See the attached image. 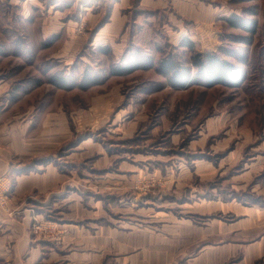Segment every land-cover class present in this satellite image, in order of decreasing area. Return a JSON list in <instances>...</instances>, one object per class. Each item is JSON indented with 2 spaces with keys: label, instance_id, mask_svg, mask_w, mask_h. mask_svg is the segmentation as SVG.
<instances>
[{
  "label": "rangeland",
  "instance_id": "374dc122",
  "mask_svg": "<svg viewBox=\"0 0 264 264\" xmlns=\"http://www.w3.org/2000/svg\"><path fill=\"white\" fill-rule=\"evenodd\" d=\"M33 2L37 7L29 5ZM49 2L52 1L27 0L23 14L19 13L21 5L0 4V79H11L8 88L14 84L12 89L18 97L25 95L18 107L24 108L32 101L39 103L45 112L55 115V124L64 121L70 129L71 135L48 153L72 161L70 155L75 153L68 155L67 151L87 137L88 160L103 151L111 158L108 163H117L120 171L134 172L123 188L112 192L119 197L129 194L137 198L130 214L121 213L140 222L136 230L146 225L165 237H174L177 233L171 227L182 219L206 227L213 217L237 223L247 216L245 219L255 222L248 225L251 229L245 232V240L261 238L264 235V0H201V4L218 11L210 24L217 32L213 37L212 32L205 31L208 33L205 42H214L212 51L243 67L246 79L237 87L194 83L181 89L168 83L159 71L158 62L169 57L192 65L194 51L211 50H203V43L189 37L195 43L193 49L182 45V39L176 42V30L180 28L176 25L182 22L190 31L197 24L184 15L183 20H173L175 24L169 26V17L180 18L172 12L173 6L160 13L142 11L139 16L128 11L122 31L123 50L114 52L107 44L104 46L110 52L106 53L92 42L97 27L107 17L104 12L109 0H94L90 6L79 1L68 6L61 3L53 6ZM232 14L256 20V32L232 26L227 19ZM148 16L150 20H144ZM139 26L144 29L134 37ZM50 29L55 30L48 37ZM200 29L204 31L205 27ZM118 37L119 40L122 35ZM135 56L150 57L154 64L126 74L110 72L116 63H125ZM86 68L97 75L98 82L81 88L78 83ZM59 71L70 73V81L74 83L60 87L51 82L49 77ZM90 162L89 166L97 165ZM208 162L210 166L205 164ZM6 174L12 181L10 174ZM88 189L101 190L90 184ZM10 193L11 189L8 203ZM187 200L202 204H189ZM215 200L223 201V207L210 209L205 205ZM242 211L247 213L241 214ZM111 213L110 209L106 212L104 222L112 223ZM56 214L49 212L45 217H34L30 230L35 238L54 245L63 242L67 228ZM45 222L52 224V231H35V224ZM240 234L227 233L234 237ZM181 239L185 245V235ZM204 240L194 246H202ZM190 245L184 246V254L191 252ZM176 260L180 262L181 258ZM104 264H113L112 258H107ZM254 264H264V254Z\"/></svg>",
  "mask_w": 264,
  "mask_h": 264
},
{
  "label": "crops",
  "instance_id": "0c3cea01",
  "mask_svg": "<svg viewBox=\"0 0 264 264\" xmlns=\"http://www.w3.org/2000/svg\"><path fill=\"white\" fill-rule=\"evenodd\" d=\"M50 1L49 4L53 6L56 3L68 6L75 1L90 6L94 0ZM26 2L0 0V4L21 5V14ZM29 5L37 7L34 2ZM172 6V12L180 15V18L169 17V26H173L174 21L183 20L184 15L197 24L189 31L180 21L181 24L176 25L180 27L176 30V42L187 36L203 43V50L215 49L214 42H205V35L208 34L205 31L212 32L210 35L213 37L216 34V29L210 24L218 11L201 4V0H109L104 12L107 17L97 27L92 43L95 46L108 44L114 52L122 51L125 46L122 31L128 11L137 15L147 10L160 13ZM136 17L134 22L137 21ZM159 17L162 19L163 14ZM148 18L150 16L144 20L149 21ZM199 27H205V30ZM138 29L134 37L141 34L144 27L139 26ZM54 30L48 31V37ZM118 35H122L120 41L116 39ZM9 80L0 79V175L9 173L11 176L8 205L13 212L9 214L0 206V264H104L107 258H112L113 264H169L177 257L181 261L176 260L174 264H254L264 254V235L252 241L245 240V232L251 229L248 225L255 222L245 219L247 216L237 223L213 217L206 227L196 225L191 219H178L177 226L171 227L177 233L174 237H165L159 230H149L146 225L142 229H134L135 226L139 227L140 222L121 213L130 214L137 205V198L129 194L119 197L112 192L123 188L122 185L133 177L134 172L120 171L117 163H108L111 158L103 151L100 156H92L88 160L86 154L90 142L87 137L81 138L67 151L68 155L75 153L70 155L72 161H63L60 154L48 153L71 135L68 125L64 121L55 124V115L52 116V112L47 110L45 112L39 103L32 100L26 107H18L25 95L18 97L12 89L14 84L8 88ZM88 162H96L97 165L89 166ZM205 164L210 166L211 163ZM89 184L101 190H89ZM187 202L202 204L200 201ZM222 203L215 200L205 205L213 209L223 207ZM109 209L112 211V223L102 219L107 217ZM49 212L57 213V218L67 228L60 245L37 239L31 233L34 217H45ZM246 213L242 211L241 214ZM157 218L158 222L162 221L161 217ZM231 231L241 234L235 237L227 235ZM184 235L185 245L192 244L188 246L191 252L187 254H184L183 238L179 240ZM202 239L206 243L194 246ZM234 257L237 259L229 261Z\"/></svg>",
  "mask_w": 264,
  "mask_h": 264
},
{
  "label": "trees",
  "instance_id": "16d2710c",
  "mask_svg": "<svg viewBox=\"0 0 264 264\" xmlns=\"http://www.w3.org/2000/svg\"><path fill=\"white\" fill-rule=\"evenodd\" d=\"M232 26L243 28L251 33L257 30V21L248 20L244 16L232 14L227 17ZM181 44L193 49L194 41L188 37H183ZM99 50L103 52H110L108 46L99 45ZM147 58V59H146ZM190 62L187 64L181 59H173L164 57L158 62L159 71L162 72L168 80V83L175 88H185L192 84H204L207 86H214L222 84L228 87H237L241 85L246 79V72L243 67L226 59L218 51H194ZM154 62L150 57H132L125 63L120 61L110 69L113 74H126L140 68H150ZM193 68L195 71H193ZM70 73L65 71L56 72L49 77L50 81L60 87L70 86ZM97 75L92 74L89 69H85L79 81L81 88H87L96 82Z\"/></svg>",
  "mask_w": 264,
  "mask_h": 264
},
{
  "label": "built area",
  "instance_id": "2783aa9c",
  "mask_svg": "<svg viewBox=\"0 0 264 264\" xmlns=\"http://www.w3.org/2000/svg\"><path fill=\"white\" fill-rule=\"evenodd\" d=\"M12 181L9 179L8 175L0 176V206L5 208L7 211H10V207L8 205V195L9 190L11 189ZM52 224L47 222L45 223H37L35 224V231L41 232H49L53 230Z\"/></svg>",
  "mask_w": 264,
  "mask_h": 264
}]
</instances>
